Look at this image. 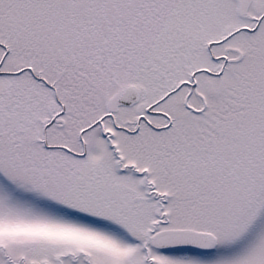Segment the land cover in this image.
I'll use <instances>...</instances> for the list:
<instances>
[{
	"label": "snow or ice",
	"instance_id": "obj_1",
	"mask_svg": "<svg viewBox=\"0 0 264 264\" xmlns=\"http://www.w3.org/2000/svg\"><path fill=\"white\" fill-rule=\"evenodd\" d=\"M0 264H264V0H0Z\"/></svg>",
	"mask_w": 264,
	"mask_h": 264
}]
</instances>
